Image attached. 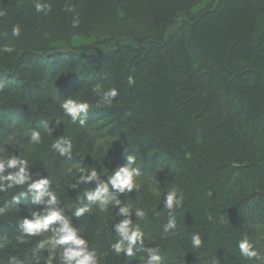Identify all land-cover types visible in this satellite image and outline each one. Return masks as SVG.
Segmentation results:
<instances>
[{
  "label": "trees",
  "instance_id": "16d2710c",
  "mask_svg": "<svg viewBox=\"0 0 264 264\" xmlns=\"http://www.w3.org/2000/svg\"><path fill=\"white\" fill-rule=\"evenodd\" d=\"M44 2L50 8L37 13L34 0H0V47L16 48L0 53L4 154L27 158L33 180L48 179L61 207L90 208L79 218L63 214L81 228L99 264H144L147 253L138 246L132 257L111 251L114 225L128 218L119 215L125 204L133 206L145 246H160L162 264H259L241 257L237 243L247 237L264 255V0ZM96 85L118 89L111 107L97 106ZM69 96L89 103L84 126L61 109ZM33 131L41 133L38 144ZM60 137L74 145L70 158L52 148ZM129 156L141 172L138 190L116 194L121 205L107 211L87 199L80 204L98 184H78L69 168L80 163L106 180ZM174 188L184 200L169 211L164 196ZM43 207L27 188L0 193V264L9 256L37 264L33 249L51 232L20 243L18 222Z\"/></svg>",
  "mask_w": 264,
  "mask_h": 264
},
{
  "label": "clouds",
  "instance_id": "9594fccd",
  "mask_svg": "<svg viewBox=\"0 0 264 264\" xmlns=\"http://www.w3.org/2000/svg\"><path fill=\"white\" fill-rule=\"evenodd\" d=\"M34 8L37 13H41L46 12L50 8V5L44 2V0H34ZM4 15L5 11L0 10V17ZM79 24L80 19L78 17L72 20L73 27H78ZM21 32L20 24L12 26L13 37L21 36ZM15 51L16 48L12 44H5L0 47V53L12 54ZM127 83L133 85L135 83L134 78L129 76ZM3 86L4 81L0 80V88ZM92 92L98 97V107L101 105L111 107L119 95L116 87L105 89L103 85H96L92 89ZM60 107L64 114L71 118L73 123L78 121L81 126L86 124V119L81 118V114H84L85 118L88 116L90 107L88 102L69 96L61 102ZM43 127L51 133L47 122H44ZM31 140L33 143H40V131H33ZM73 147L74 145L71 140L63 137L56 139L52 144V148L61 157L70 158L73 154ZM5 151L4 148H0V193H7L9 190L17 188H27L32 192L35 203L44 205L41 210L31 211V218L25 217L18 222V228L21 233L18 238L20 243H23L26 237H38L41 234L51 232L50 237L39 241L33 249L32 254L36 258L37 264H40V261H43V264H54V261L57 259L59 260V264H99L97 254L94 251H90L89 241L78 235L81 228L73 226L70 223L69 217L63 214L65 209H67L79 218L89 212L90 208L87 205L77 206L76 204H67L61 207V200L58 198L57 193L50 191L48 188L49 180L45 178L33 180L29 160L27 158H18L16 155L7 156L4 154ZM135 161V156H129L127 163L119 167L106 180L102 179V174L98 173L95 168H91L89 172V168L80 163L69 168L68 172L70 174L76 173L78 184L88 185L93 181H96L98 184L95 191L85 190L82 197H78L80 204H83V200L87 199L88 201L95 202L101 211H107L110 205L120 206L121 200L117 198L116 194L131 193L134 189L138 190L140 187L136 182V178L141 175L140 169L138 167H131ZM12 168H16L17 170L15 172H7L8 169ZM72 186L76 187L75 184ZM109 186L114 189V193L109 192ZM46 197L47 199H45ZM183 200V193L174 188L165 194L164 206L167 210L173 211L181 206ZM132 209L133 206L131 204H125L119 208V215L128 218L114 225L116 239L111 244V251L117 257H121L122 255L132 257L134 255V246H138L147 253L144 264H162L164 258L158 254L160 246L157 245L156 248L145 246V233L131 219ZM4 211V208H0V214H3ZM135 215L140 218L144 217L145 213L136 208ZM57 223L59 224L58 227L56 226ZM174 227L175 222L172 220L166 225L164 229L165 233L168 232V229ZM201 244V237L195 235L191 241L192 248L198 249ZM3 247L4 244L0 243V248ZM237 247L241 257L264 264V255L261 254L260 250L247 237L240 239ZM41 250H46L47 255H38ZM8 264H17V258L9 256Z\"/></svg>",
  "mask_w": 264,
  "mask_h": 264
}]
</instances>
